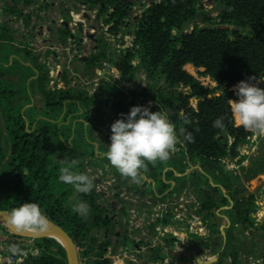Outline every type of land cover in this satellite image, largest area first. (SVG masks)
Wrapping results in <instances>:
<instances>
[{"label":"trees","instance_id":"16d2710c","mask_svg":"<svg viewBox=\"0 0 264 264\" xmlns=\"http://www.w3.org/2000/svg\"><path fill=\"white\" fill-rule=\"evenodd\" d=\"M3 1L0 210L10 212L22 203H38L49 221L70 235L79 264H111V259L103 255L108 245L112 244L115 252L125 241L121 220L112 218L111 207L103 205L97 183L90 193H79L59 179L60 169L70 167L73 172L91 176L93 169L107 166L116 172L103 155L111 143V130L107 131V140L100 139L98 126L104 121L115 122L121 113L126 116L133 106H146L142 100H150L154 103L150 111L168 114L181 149L166 162L148 163L141 174L160 183L154 197L164 198L167 192L180 194L183 190L195 196L209 234L204 241H194V253H207L204 264H241L240 255L257 256L261 252L252 247L264 238V215L255 224L252 214L259 207L256 195L244 192L241 177L250 179L259 173L264 166V145L260 155L250 158L249 166L240 165L239 173L226 170L222 162L231 163L251 134L232 119L229 100L238 99L234 86L253 76L251 83L264 88V0H213L214 16L212 10L199 9L201 0H150L143 17L131 29L133 48L116 51L97 34L88 54L72 58L69 62H77L70 67L64 61L52 69L39 60L28 43L14 35L6 19L23 18L26 27L32 23V32L39 21L50 22L52 4L44 0ZM72 1L96 7L99 16L107 15L112 33L123 30L132 6L145 5V0ZM29 7L31 11L23 13ZM59 13L68 15L67 9ZM48 26L54 43L64 44L70 33H78L76 28L63 24ZM75 41L80 50L85 47L80 36ZM10 55L15 57L8 64ZM45 57L52 55L46 52ZM134 57L138 59L136 64L131 61ZM102 61L118 71L121 81L127 84L143 72L145 84L133 83L124 89L107 73L89 94V84L72 83V78L89 81ZM187 63L203 68L201 75L209 76L215 85L202 84L186 71ZM13 65L18 71L7 74ZM178 86L188 89L178 90ZM221 116L224 130L213 127ZM188 133L193 140L186 139ZM194 165L198 167L192 169ZM168 166L171 169L163 173ZM116 173L121 187H137L136 182ZM78 202L88 205L86 217L74 211ZM115 220L122 237L114 244ZM256 231L259 237L254 239ZM13 246L19 249L17 253L11 250ZM5 253L12 254L18 264H67L64 249L54 238L22 237L0 222V260Z\"/></svg>","mask_w":264,"mask_h":264},{"label":"built area","instance_id":"2783aa9c","mask_svg":"<svg viewBox=\"0 0 264 264\" xmlns=\"http://www.w3.org/2000/svg\"><path fill=\"white\" fill-rule=\"evenodd\" d=\"M44 1L46 3H53V0ZM208 1L209 0H201L199 9L208 10L204 7V4ZM71 5L72 4L68 1L65 5V9H67L68 14L71 15L72 20H70V16L68 18L60 14L61 16H51V20L48 23L39 21L34 27V30L39 28V31L36 30L38 34L35 43H39L41 45L40 50L43 51L42 53H38L39 60L45 62L51 69L60 63L59 60L63 58L60 56L62 52L67 54L65 56L67 62L74 57L80 58L86 54L82 53V51L76 46V39L73 35L75 32L70 33L64 44L52 42L48 26L50 23L60 25L65 20L71 28H76L78 23H82L84 28L83 31L89 30L90 34H93L94 37L97 34H101L111 45H114L116 43L115 39L121 36V34H119L115 37L117 31L114 33L109 31L111 24L106 23L103 26L102 21L104 17L98 15L96 7L88 6L87 3L84 2ZM147 5L148 3L144 5V10ZM75 7L79 8V12H74ZM29 8L31 9V7ZM60 8H62V4H60ZM136 8L137 5H134L131 7V10L135 11ZM132 18H135V16L133 15ZM94 21H99L101 24L95 26L93 24ZM71 24H73V26ZM125 24H127V21ZM123 38L121 45H114L116 51L131 49L135 45L133 34L127 33L123 35ZM93 40L95 41V38ZM80 42L84 45L86 42V39H82L81 35ZM28 46L35 51L32 44L30 45L28 43ZM46 52H50L52 57L46 58ZM133 64H136V62ZM107 73L112 75L114 81L122 82L118 71L110 69L106 62L102 61L98 63V66L95 68V75L83 84H89V89L91 87L96 89L99 78ZM74 79L75 78H72V82L79 83V81H75ZM52 83L53 80L50 81V84ZM137 84L142 85V82H138ZM128 86L132 87L133 84ZM184 88L185 90L188 89V87ZM143 101L147 102L149 100H142V103ZM247 139L254 141L255 138L252 139V136H248ZM222 164L226 170H231L235 167L233 162H222ZM121 196L125 199L124 202L127 205L124 210L126 239L118 246L115 252L112 247L106 248L103 256L105 258H110L111 264L205 263L208 258L207 253H194L192 247L196 239H201L203 241L206 240L209 231L206 223L203 222V219L199 214V202L191 192L183 190L180 194L172 193L164 198H162V196L153 197L150 195L148 199H144L139 203H136L137 199L129 198L125 192L122 193ZM129 199L132 203H129ZM127 207L129 208L126 209ZM263 215V208H258L256 212L252 214L255 224H258L259 221H261ZM156 249H162L165 253L158 254ZM34 253H37V251L35 250ZM240 261L241 264H264V251L259 252L257 256L242 254L240 255ZM1 262L3 264H18L14 256L9 253H5Z\"/></svg>","mask_w":264,"mask_h":264},{"label":"clouds","instance_id":"9594fccd","mask_svg":"<svg viewBox=\"0 0 264 264\" xmlns=\"http://www.w3.org/2000/svg\"><path fill=\"white\" fill-rule=\"evenodd\" d=\"M253 79L248 77L234 86L238 99L229 100V105L234 123L260 137L264 136V88L251 83ZM120 116L110 126L111 143L103 155L122 177L139 183L141 170H146L148 163L165 162L176 150L175 126L167 113L150 111L146 106H133L126 116L123 113ZM223 120L224 117H218L213 127L224 130ZM186 139L193 140L191 133ZM59 179L79 193L88 194L94 188L92 176L73 172L70 167L60 169ZM74 211L86 217L90 209L86 202H78ZM9 223L17 231L37 234L47 229L49 219L38 203L26 202L10 211ZM11 250L19 251L15 246Z\"/></svg>","mask_w":264,"mask_h":264},{"label":"rangeland","instance_id":"374dc122","mask_svg":"<svg viewBox=\"0 0 264 264\" xmlns=\"http://www.w3.org/2000/svg\"><path fill=\"white\" fill-rule=\"evenodd\" d=\"M70 3L72 5H76L78 4L80 1H72V0H69ZM150 0H145V4L149 3ZM55 2V5L53 7V10L52 11H48L49 15L50 16H61L60 13H59V10H61L60 8V4L61 2L59 0H54ZM4 3L3 0H0V9H1V6L2 4ZM71 5V6H72ZM144 5H137V8L135 9V11H131V16L126 20L127 21V24L124 25L123 27V30L122 31H117V35L115 37H117L119 34H121V36L119 38H116L115 39V46L117 44H122L123 40V35L127 34V33H131V29L134 28L135 24L137 23V20H139V18L143 17L144 15V9H143ZM204 7H206V9L208 10H212V13L211 15L214 16L216 13L214 12L213 8H214V1L213 0H209L208 2H206L204 4ZM25 9V8H24ZM31 9L28 8L26 9L23 13H28L30 12ZM1 12V10H0ZM135 16V18H132V16ZM70 16V20L71 19V15L68 14L67 17L69 18ZM74 17H77V16H74ZM105 19V22L103 23V26L107 23V24H111V23H108L107 22V15L106 16H103ZM7 21H8V24L9 26H12V28L14 29V35H16L18 37V39L20 40H23L24 42L26 43H29L30 45L32 44V47L35 49L32 50L36 53H42L43 51L40 50V47L41 45L39 43H35L36 41V36H37V31H39V28H36V30L32 31L31 32V27H32V23H30V25L28 27L25 26V22L23 20V18H16L15 16H7ZM33 19V17H32ZM0 20H2V15H0ZM65 21V20H64ZM32 22V21H31ZM103 22V21H102ZM198 24L200 23L199 21L197 22ZM93 24L95 26H99V24H101V22L99 21H94ZM201 25L203 23H200ZM191 25H193L192 23L188 26V30L191 29ZM81 26L83 28V25L81 23ZM70 27V26H69ZM84 29V28H83ZM176 30L173 29L172 30V33L173 34H176ZM22 35V36H20ZM73 35L76 37L77 39V36H80L82 37V39H86V42H85V47L81 49L82 53L84 54H88V51L91 50L92 46H93V43H94V40L93 38L89 37L90 35V31L89 30H85L83 32H79L78 33H73ZM26 38H23L25 37ZM95 38V37H94ZM112 45V47L114 48L115 46ZM31 49V48H30ZM67 54L65 52H62L61 53V58L59 60L60 64H62L64 61L67 62L65 56ZM15 57L13 55H10L9 57V63H11V60L12 58ZM65 58V60H64ZM50 60V59H49ZM70 60V59H69ZM132 61L133 63L137 62L138 59L136 57L132 58ZM77 62V59H74L72 60L71 62L69 63H66L67 67H70L73 63ZM7 64H4V66H6ZM186 71H188L190 74H192L194 77H196L198 80H200V82L204 85H208L209 87H212L215 85L214 81L211 80V78L209 76H205V75H201V71H203V68H189L188 66H184ZM0 70H3L2 68H0ZM13 72V71H18V68L16 65H13L12 69H9L8 71H6L7 74H9V72ZM81 75V74H79ZM262 77L264 79V74H262ZM144 78H145V75L143 74V72H140L138 74V78L136 79L135 82H132V83H125V82H117L116 83L120 86V87H123L124 89L126 88V85H130V84H133V83H138V82H142V85L145 84V81H144ZM57 80V79H56ZM75 81H78L76 79H74ZM86 82V79H82V81H80L79 83L83 84ZM72 83H75V82H72ZM162 83V81L160 82ZM178 90H182V91H185V88L184 87H180L178 86L177 87ZM89 94H92L94 92L95 89H93V87H91L90 89L88 88L87 89ZM150 101V100H149ZM149 101L147 102H144L143 103L146 105V107L150 108L154 105V103L152 101ZM104 123H106L104 121ZM111 123H114V121H111L109 122L107 125L111 126L112 124ZM102 129V133H104L106 131V126H103L101 127ZM252 136V139H254V141H251V139H247V141L245 143H243L241 146H239L238 148V155L233 159V164L235 165V167L233 169H231L230 171H233V172H240V165H243V166H249V162H250V158L251 157H256L258 155H260V150L262 149V145H264V136H256L254 133H251L249 135V137ZM103 142V141H102ZM104 143V142H103ZM180 144H181V141H180V138L179 136L177 135V144H176V150L173 152V153H176V152H179L181 147H180ZM96 153H98V150L96 151ZM171 153V154H173ZM174 158V157H172ZM242 161L241 163L239 162L240 160ZM166 162V161H165ZM198 167L197 165H194L192 166V169ZM168 169H171L170 166L166 167L165 169L162 170V172L164 173L165 171H167ZM188 171V170H187ZM117 172V170H116ZM190 172V171H189ZM94 173V172H93ZM176 174V173H175ZM143 174H141V177ZM93 177V179H95V177H97V175L95 174H92L91 175ZM144 178V177H143ZM142 178V179H143ZM110 179V178H109ZM153 180V179H152ZM167 182V180H164V182ZM241 181L243 183V187H244V192H253L255 195H256V203H258L257 205L259 206L258 208H263L264 209V166L260 167V171L257 175H255L254 177L250 178V179H247L246 177L242 176L241 177ZM124 182V181H123ZM150 181H147L144 183V188H141L142 190H145V194L146 195H151L154 197V190L156 188V190H160L159 186H160V183L158 181H155L154 184L153 183H149ZM112 183L114 184V180H106L104 178V181L102 182H99L97 183L96 185V189L98 191H102L104 192L103 194V204L104 205H107L108 206V203L113 199L112 198V193L111 192H116L117 193V190H111V186H112ZM211 183V182H210ZM65 186V185H63ZM121 189V192L118 194L117 197H115L114 199L118 200L119 198L123 201H125V199L121 196L122 193H124V187L120 186L118 187V189ZM167 191V190H166ZM170 194L167 192L166 194V197L169 196ZM127 196L131 199H138V194H135V193H127ZM120 202V204L122 203ZM119 206V205H118ZM127 206V205H126ZM129 207H127L126 209H128ZM50 222V221H49ZM204 222V221H203ZM205 223V222H204ZM49 223H48V227H49ZM125 231V229L123 228V232ZM249 234H245V236H248ZM259 232L256 231L255 232V235H254V239L258 238L259 236ZM249 239V238H247ZM264 239V238H263ZM261 240L259 239L260 243L259 244H255L252 248H255L254 250L257 251H264V240ZM114 240V239H113ZM158 254H164L165 251L162 250V249H158L157 250Z\"/></svg>","mask_w":264,"mask_h":264},{"label":"water","instance_id":"95a60500","mask_svg":"<svg viewBox=\"0 0 264 264\" xmlns=\"http://www.w3.org/2000/svg\"><path fill=\"white\" fill-rule=\"evenodd\" d=\"M62 4V8L61 10H65V5L68 3L67 0H59ZM74 12L77 13L79 12V8L75 7L74 8ZM105 22V19H103V23ZM65 27H68V23L66 21H64L62 23ZM73 26V24H71ZM76 29L79 32L83 31V28L81 26V23H78L76 26ZM89 37L94 39V35L90 34ZM103 126H106L107 131L111 130V127L109 125H107L106 123H102ZM97 145L95 144V147ZM97 151V150H95ZM190 171V169L188 171H186L184 174L188 173ZM92 172H94L95 175H99L100 174V170L99 169H93ZM143 180L142 183L146 182L145 176L142 175ZM113 175H107L105 177L106 180H109V178H112ZM98 178L96 180H94L95 183L98 182ZM149 181H151L154 184V181H152V179H148ZM171 183L173 184V181H171ZM141 183H139L138 185L140 186ZM9 214L10 212H8L7 210H0V222L3 223L5 226H7L12 232H14L15 234L22 236V237H26V238H31V239H39V238H44V237H52L54 238L56 241H58L65 252V257H66V263L67 264H79V258H78V252H77V248L75 246L74 241L72 240V238L70 237V235L59 225L54 224L52 222H49V227H47V229L43 232L37 233V234H32V233H28V232H21V231H17L10 223H9Z\"/></svg>","mask_w":264,"mask_h":264},{"label":"flooded vegetation","instance_id":"af4514ba","mask_svg":"<svg viewBox=\"0 0 264 264\" xmlns=\"http://www.w3.org/2000/svg\"><path fill=\"white\" fill-rule=\"evenodd\" d=\"M101 127H102V123H101V126H98L96 134H98L100 139L107 140V138H108L107 137V129H106V131L104 133H102ZM104 169H106V170L104 171ZM104 169H102V170L99 169L100 170V174L97 175V177H95V179H93V180H96L98 178L99 180H98L97 183H99V182L104 181V178L107 175H113V177L109 179V180H114V184L112 183L111 190H117V193L116 192H111L113 199L108 203V205L111 207V212H112L111 217L116 219V220L119 219V222L121 220L122 228L125 229V227H126L125 224H124V216L125 215L123 213H124V210H125L126 203L124 201L122 202V200L120 198L118 200L114 199L121 192V189L120 188L118 189V187H120V185L118 183V180L120 179V177H117V173L115 171H112V169H108L107 166L104 167ZM145 179L148 180L150 178H146L145 177ZM142 180H140V182H139V183H141L140 186L138 185L139 183H136V186H137L136 188H130V187L124 186V192L126 193V195H127V193L138 194V199H137L136 203H139L140 201H143L144 199H148L149 196H150V195H146L145 194V190L141 189V188H144V184L142 183ZM98 192L102 195V201H103L104 192H102V191H98ZM120 202H122V203L120 204ZM129 203H132V201H130V199H129ZM104 206L106 207L107 205H104ZM107 208L109 209V207H107ZM116 220L114 221L115 225H117L115 236H114V241H113L114 244L117 243L118 238L120 239L122 237L121 236L122 235L121 234V227L118 224V221H116ZM111 245H108V247H111Z\"/></svg>","mask_w":264,"mask_h":264},{"label":"crops","instance_id":"0c3cea01","mask_svg":"<svg viewBox=\"0 0 264 264\" xmlns=\"http://www.w3.org/2000/svg\"><path fill=\"white\" fill-rule=\"evenodd\" d=\"M185 66H191L192 68H196V67H194L192 64H190V63H187V64H185ZM185 68V67H184ZM147 181H149V180H147ZM0 264H3L2 262H1V260H0Z\"/></svg>","mask_w":264,"mask_h":264}]
</instances>
